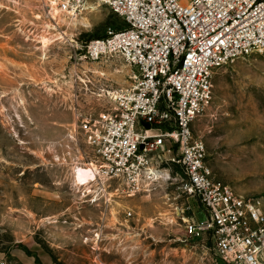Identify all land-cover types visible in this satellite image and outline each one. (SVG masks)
<instances>
[{"label":"rangeland","instance_id":"obj_1","mask_svg":"<svg viewBox=\"0 0 264 264\" xmlns=\"http://www.w3.org/2000/svg\"><path fill=\"white\" fill-rule=\"evenodd\" d=\"M83 15L88 26L51 19L39 0H0V262L226 264L173 222L177 206L190 207L188 216L197 208L179 197L181 180L128 197L115 183L87 193L75 185L74 167L94 162L71 136L75 113L107 112L102 90L129 87L136 72L118 57L83 61L86 43L125 28L106 7ZM195 132L216 179L264 209V54L218 71L212 112Z\"/></svg>","mask_w":264,"mask_h":264},{"label":"built area","instance_id":"obj_2","mask_svg":"<svg viewBox=\"0 0 264 264\" xmlns=\"http://www.w3.org/2000/svg\"><path fill=\"white\" fill-rule=\"evenodd\" d=\"M39 1L53 20L52 13L73 20L106 7L125 25L90 40L81 57L86 63L118 57L136 70L129 87L102 90L107 112L74 115L72 138L82 137L94 152L88 186L103 192L115 183L128 197L181 180L179 197L197 206L191 216L190 207L173 213L186 236L206 240L223 263L264 264L261 201L216 179L207 145L193 130L213 108L218 71L264 54V0Z\"/></svg>","mask_w":264,"mask_h":264},{"label":"bare ground","instance_id":"obj_3","mask_svg":"<svg viewBox=\"0 0 264 264\" xmlns=\"http://www.w3.org/2000/svg\"><path fill=\"white\" fill-rule=\"evenodd\" d=\"M52 14L56 15L55 13H52ZM83 16L77 17V18H75L73 20H69V21H71L75 25L78 22H80L81 25L88 26V21L89 20L87 18L83 17ZM61 19L63 20V22H68V21H65L66 19H63V18H61ZM61 38H63V37H61ZM42 42H43L44 46H47L52 41L49 38L43 37ZM89 168H90L89 166L74 167V183L80 189L84 188L86 190L85 193H87L88 190H89V187H87L88 184L94 179V173Z\"/></svg>","mask_w":264,"mask_h":264},{"label":"crops","instance_id":"obj_4","mask_svg":"<svg viewBox=\"0 0 264 264\" xmlns=\"http://www.w3.org/2000/svg\"><path fill=\"white\" fill-rule=\"evenodd\" d=\"M213 109V108H212ZM212 109H211V111H209V113H211L212 112ZM200 119V118H199ZM199 119L194 123V125H193V130H194V132H195V126H196V123L199 121ZM196 133V132H195ZM196 135V134H195Z\"/></svg>","mask_w":264,"mask_h":264},{"label":"water","instance_id":"obj_5","mask_svg":"<svg viewBox=\"0 0 264 264\" xmlns=\"http://www.w3.org/2000/svg\"><path fill=\"white\" fill-rule=\"evenodd\" d=\"M149 128V126H147Z\"/></svg>","mask_w":264,"mask_h":264}]
</instances>
